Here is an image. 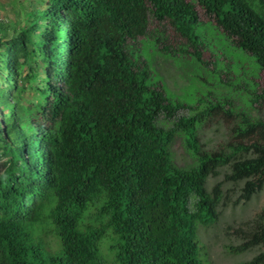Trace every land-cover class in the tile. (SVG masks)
I'll list each match as a JSON object with an SVG mask.
<instances>
[{"label":"trees","instance_id":"trees-1","mask_svg":"<svg viewBox=\"0 0 264 264\" xmlns=\"http://www.w3.org/2000/svg\"><path fill=\"white\" fill-rule=\"evenodd\" d=\"M28 4L21 23L0 21V264H204L198 228L228 202L207 178L228 166L224 179L243 181L233 204L264 187V119L238 112L229 139L204 149L199 125L231 116L228 99L179 114L196 105L165 93L139 41L201 62L217 56L209 23L264 69V0ZM178 134L185 167L170 152ZM236 231L229 252L261 250L235 264H264V207Z\"/></svg>","mask_w":264,"mask_h":264},{"label":"rangeland","instance_id":"rangeland-1","mask_svg":"<svg viewBox=\"0 0 264 264\" xmlns=\"http://www.w3.org/2000/svg\"><path fill=\"white\" fill-rule=\"evenodd\" d=\"M32 7L28 0H0V21L21 23L25 10ZM197 12L200 19H206L199 7ZM200 30L201 34L207 37L206 40L213 37L210 41L216 46L214 50H217V56L211 51L203 50L201 54L203 61L200 62L193 55L185 53L166 54L155 48L150 37L141 38L139 48L146 56L154 78L158 79L165 93L187 106L196 105L193 111L179 109V114L204 109L208 100L214 101L211 95L217 99H228V107L233 111L231 116L219 111L205 118L199 125L200 142L204 149L213 150L221 147L229 139L230 123L237 117L238 112L243 111L252 117L264 119V69H259L251 57L228 45L209 23L201 24ZM166 31L169 32L166 43L175 46L176 41L172 39L175 35L170 29ZM212 54L216 56L214 63H211L214 59ZM226 61L229 63L228 66ZM256 94L259 95L257 99L254 97ZM170 152L177 166L185 167L191 164L192 157L185 147L181 134L171 142ZM228 171V166L220 167L219 174L210 175L206 181L208 190L215 182L223 181L222 190L228 197V202L219 205L220 216L214 224L198 228L204 264H235L251 258L261 250L260 247L243 253H231L227 250L228 245H236L242 239L236 228L250 221L264 207V187L246 202L233 204L240 193L243 181L225 180L224 175ZM51 245L54 246L53 240Z\"/></svg>","mask_w":264,"mask_h":264}]
</instances>
